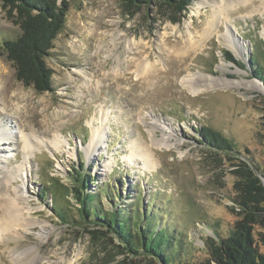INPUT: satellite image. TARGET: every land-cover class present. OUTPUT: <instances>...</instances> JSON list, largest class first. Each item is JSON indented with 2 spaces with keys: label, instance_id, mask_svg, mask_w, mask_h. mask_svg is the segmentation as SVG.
Masks as SVG:
<instances>
[{
  "label": "rangeland",
  "instance_id": "rangeland-1",
  "mask_svg": "<svg viewBox=\"0 0 264 264\" xmlns=\"http://www.w3.org/2000/svg\"><path fill=\"white\" fill-rule=\"evenodd\" d=\"M198 3L193 0L177 14L153 1L137 9L124 0L72 1L46 59L53 92H37L15 78L2 43L20 31L0 6V131H14L6 144L13 149L7 160V149L0 152L5 159L0 162V227L10 222L9 210L16 215L12 228L0 232V264H18L14 258L19 257L26 264H161L145 252L123 253L112 234L82 222L71 194L54 202L46 185L59 181L72 191L74 170L81 164L82 176L94 178L89 191L106 186L111 192L99 197L104 210L132 213L141 196L142 214L157 219L155 233L167 236L163 243L154 235L152 240L161 244L169 264H204V244L227 234L237 219L234 171L240 160L255 172L264 165V88L260 82L259 90L234 84L256 79L250 75V58L264 65V8L261 0H224L210 26L215 2ZM226 27L237 33L233 38L246 52L236 55L225 46ZM224 50L237 63L226 60ZM190 72L231 85L192 94L181 84ZM158 123L168 124L178 146L152 145V138L162 137ZM92 125L104 135L101 148L88 156L84 147ZM202 125L230 139L234 150L199 143L196 130ZM22 134L29 136L27 152ZM55 137L67 144L57 149L43 144ZM135 145L150 146L156 168L143 171ZM21 164L28 166L23 196L29 213L27 203H8L22 184L17 177ZM54 203L65 221L54 212ZM36 253L38 259L31 262Z\"/></svg>",
  "mask_w": 264,
  "mask_h": 264
},
{
  "label": "trees",
  "instance_id": "trees-1",
  "mask_svg": "<svg viewBox=\"0 0 264 264\" xmlns=\"http://www.w3.org/2000/svg\"><path fill=\"white\" fill-rule=\"evenodd\" d=\"M74 0H1V8L7 18L17 25L19 34L2 43V50L6 59L11 62L15 70V78L25 87H32L37 92H53L52 69L46 59L54 47L53 41L62 31L65 16L70 3ZM132 8L148 6L152 1L173 7L180 14L186 10L193 0H124ZM176 21V19L172 18ZM226 60L237 63L233 55L224 50ZM250 75L259 79L264 86V65L257 64L255 58L249 59ZM264 104V100H263ZM264 110V109H263ZM200 142L209 148L217 150H234L235 144L217 131L202 125L196 130ZM240 166L234 171V195L232 201L237 208V219L226 235H217V239L209 238L204 245L207 257L204 264H264V165L260 172H255L249 165L240 160ZM84 166L75 169V185L69 191L59 181L46 185V191L51 194L54 202L59 195L68 196L80 206L79 215L82 222L97 226L112 234L118 241L122 252L138 254L139 252L159 259L161 264H169L161 244H156L152 237L159 238L163 243L167 236L161 231L155 233L157 219L142 214L141 196L138 195L132 213L119 208L104 210L100 202L103 193L107 197L111 192L106 186L97 193L90 190V182L94 178L87 174L82 176ZM45 182V181H44ZM42 197H46L42 191ZM112 201V199H111ZM54 212L60 220L65 221V213L54 203ZM174 232L181 229L172 227ZM90 230L89 232H93ZM149 233H151L149 235ZM180 238L175 234V238Z\"/></svg>",
  "mask_w": 264,
  "mask_h": 264
},
{
  "label": "bare ground",
  "instance_id": "bare-ground-1",
  "mask_svg": "<svg viewBox=\"0 0 264 264\" xmlns=\"http://www.w3.org/2000/svg\"><path fill=\"white\" fill-rule=\"evenodd\" d=\"M213 1L215 2V4L213 5L214 6L213 9H215V11H214V19L211 22H208L210 24V26H213L217 22L219 15H221L222 10L224 9L223 6H222L223 3H224V0H213ZM239 1L241 3L242 2L245 3L248 0H239ZM204 3H205V0H199V3L197 4V6L199 7L201 5H204ZM261 4H262V6L264 8V0H261ZM90 32L92 33V30H90ZM90 32L88 34H90ZM234 33H235V36H236V34H237L236 32L231 33L230 29H228V27H226V30H225V32L222 35H223V37L225 39V43H224L225 46L228 49H230L234 54L238 55L242 51H245V49H242L243 48L242 45H240V43L236 42L237 40H234V38H233L234 37ZM261 33H262V35H264V29L262 30ZM96 35L99 36V37L96 36L98 38L101 37L100 36L101 34L100 35L96 34ZM98 38H97V40H98ZM221 64L223 65V62H221ZM222 65H219V66H222ZM239 72H240V74L246 75V73H244L243 71H239ZM197 76H196L195 73L193 74V73L190 72L187 75L183 76L182 79H181L182 86L184 88H186L188 91H190L192 94H197V93L202 92V91H207V90H210V89H214V88H216L218 86H229V85H231L227 81H224L223 79H216L214 77H211L210 75H204V74H200L199 73V74H197ZM234 84L236 86H246L247 88L256 89V90H259L261 88L259 81H257L256 79H249V80H246V81H238V82L236 81V82H234ZM152 123H155V121H153ZM19 125L20 124L16 123V125H14V126L16 128L18 126V128L20 130V126ZM91 127H92V136L90 138V142H89V144L86 145V147H84L86 149V152H87L88 156H89V154H91L92 151H96V150H99L101 148L102 137L104 135L103 134V130L100 129L99 126L92 125ZM157 127L162 130V137L161 138H156V137L152 138V145L153 146L154 145L156 147L164 146L166 148H170L172 146L175 147L176 145L178 146L179 142L177 140L174 141V142L171 140L172 134L170 133V127L168 126V124L166 125V124H162L161 123ZM13 132L14 131H10V130H9V132L8 131H3V132L0 131V145H1L0 152L4 151L5 148L7 149V150H5V153L7 154L6 155L7 157L5 158L6 160H7L8 156H10L9 154L13 150V149H11L10 147H8L6 145V144H8L10 142L11 139L14 138ZM22 136L24 137V144H23V148L24 149L23 150L25 152H27L30 149V147H31V144H30V141H29V136L25 135V134H22ZM34 138H36V137H34ZM38 141L42 143V141H40V140H38ZM43 144L45 146H50V147H53V148L57 149V148H59V146L65 145L67 143L64 140L59 139L58 137H55L54 139L49 140V144L48 145L46 143H43ZM136 145L134 146V150H135V152L138 153V155L143 160V162H142L143 171H148L149 172V171H151V169L156 168L157 162L155 160V157L153 156L152 150H148V149H151V148H149L150 146L148 147L146 145V146H142L141 148H137ZM71 154H72V152H71ZM2 158H3V160L0 158V162L5 161L4 157H2ZM27 158H28V156L25 155L23 161H26ZM24 166H25V168L28 167L27 165L21 164L18 167V169H17L18 172H19L17 177L21 178L22 184L20 186H17V187L14 188V192L16 194V198L14 197V198L10 199L8 201V203H19V202H16L17 200H20L22 203H27L26 211L29 213L31 208L28 205V201L23 196L24 186H25V181H24L23 175H27L26 174V170H24ZM12 211L9 210L7 212V214L9 215V218H10L9 219L10 222L9 223L8 222L3 223L1 225V227H0V232L5 231V230H7L9 228H12V227H10L9 224L11 222L13 223V221H14L13 217H16L15 214L11 213ZM42 231H44V230H42ZM42 233H38V235L41 236ZM37 257H39V254L36 253V254H34L33 258L30 261L32 262V260L33 259L35 260ZM14 259L17 261L18 264H26V261L23 258L20 259V257H19L18 259L17 258H14ZM39 260L41 261L42 259L39 258ZM73 261L74 260H70L68 262V264H73Z\"/></svg>",
  "mask_w": 264,
  "mask_h": 264
},
{
  "label": "water",
  "instance_id": "water-1",
  "mask_svg": "<svg viewBox=\"0 0 264 264\" xmlns=\"http://www.w3.org/2000/svg\"><path fill=\"white\" fill-rule=\"evenodd\" d=\"M241 61L244 62L243 60H241ZM248 63H249V61H248ZM257 80L262 84V82L259 79H257ZM262 87L264 88L263 84H262Z\"/></svg>",
  "mask_w": 264,
  "mask_h": 264
}]
</instances>
